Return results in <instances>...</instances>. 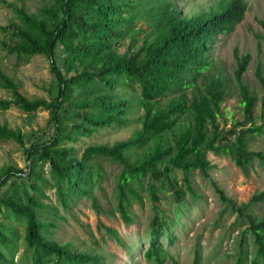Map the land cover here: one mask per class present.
I'll use <instances>...</instances> for the list:
<instances>
[{
    "label": "trees",
    "instance_id": "trees-1",
    "mask_svg": "<svg viewBox=\"0 0 264 264\" xmlns=\"http://www.w3.org/2000/svg\"><path fill=\"white\" fill-rule=\"evenodd\" d=\"M41 16L29 15L6 0L20 23L11 22L0 28L10 39L3 40V48L18 59L45 55L51 60V70L58 84V95L52 101L30 100L24 96L13 79L0 70V87L9 90L10 99H0V111L17 107L26 113L45 109L55 134L49 141L35 142L25 155L29 161L49 163L50 178L43 177L42 168L30 162L26 172L9 168L0 178V213L9 225L0 221V264H16L20 235L15 225L25 226L22 264H102L100 257L74 253L45 238L49 228L57 226L43 221L47 206L42 202L40 182L55 190L57 199L68 208L80 197H91L100 181V169L92 161L107 158L118 163L121 173L116 188V210L126 225L133 224V203H143L141 192L148 193L154 215L150 221V243L145 258L154 264H179L169 257L162 243L171 236L175 220L167 215L160 204L170 196L177 205L184 202L187 192L195 194L191 177L198 173L208 176L212 168L208 154L228 157L246 171L255 161L264 167V151H249L247 135L264 132V124L252 125L242 131L234 142L221 135L220 108L223 97L221 81L212 82L204 90L196 81L209 70V55L220 35L231 33L244 20L247 5L242 0H221L220 12L196 19H180L168 0H52ZM148 3H153L150 9ZM149 18L154 32L152 42L144 41L134 52L115 50L130 38L136 44V28L141 18ZM264 29V21H261ZM264 44V34L260 37ZM235 78L239 84L245 117L253 123L257 99L243 84L252 57H239ZM257 79L264 92V75L258 70ZM139 90V106L143 114L137 134L124 142L107 146H90L81 158L63 142H73L78 136L92 135L100 129L129 125L130 101L114 91ZM169 98L167 102H163ZM71 108L74 123H65ZM262 115L264 116V107ZM186 117L188 123L181 125ZM174 134L173 144L166 140ZM0 140L15 141L25 146L23 135L7 125L0 126ZM147 148L148 152L133 162L125 154ZM183 174L180 180L174 174ZM15 178L11 181V178ZM7 187L6 191L3 189ZM5 192V193H3ZM264 202V192L251 198L241 207L231 205L237 214L246 216L243 235L253 238L251 253L242 249L236 264H264V219H259L253 208ZM231 203V202H230ZM13 222L15 224H13ZM110 232V231H109ZM199 260V258H198Z\"/></svg>",
    "mask_w": 264,
    "mask_h": 264
},
{
    "label": "rangeland",
    "instance_id": "rangeland-1",
    "mask_svg": "<svg viewBox=\"0 0 264 264\" xmlns=\"http://www.w3.org/2000/svg\"><path fill=\"white\" fill-rule=\"evenodd\" d=\"M29 15H39L45 7L53 4L52 0H6ZM149 1V0H147ZM247 5L244 20L231 33L220 35L209 55L212 66L196 81L197 87L204 90L212 82L221 81L223 97L220 108L221 135L228 142H234L242 131L248 130L253 124L256 127L264 124L262 115L264 107V92L257 79V71L264 75V44L260 37L264 34L261 21H264V0H242ZM171 9L180 19H196L205 15L220 12L221 0H168ZM153 3H148L150 9ZM149 18H141L136 28V44L128 38L115 50L125 53L138 51L144 41L152 42V31ZM11 22L20 23L13 8L0 2V28ZM10 37L0 29V70L14 80L19 91L30 100H45L50 102L58 95V82L51 70V60L45 55L31 59H18L15 54H9L1 44ZM239 57L250 54L252 60L248 71L243 76V84L250 94L257 99L253 123L245 117L239 84L235 78ZM114 93L130 101L129 111L131 122L128 126H118L100 129L92 135L78 136L75 141H65L63 146L72 149V154L81 158L90 146L112 147L135 136L140 130L138 122L143 114L139 106V90H115ZM9 90L0 87V99H10ZM165 98L163 102H167ZM80 109L71 108L67 113L65 123H74L75 114ZM181 125L187 124L188 119L182 117ZM7 125L10 129L18 130L23 135L25 146L15 141L0 140V178L5 177L9 168L27 171L33 161L37 169L43 170V177L50 178L49 163L35 160L30 161L25 155L35 142L49 141L55 134V127L50 122V113L41 109L34 113H26L17 107L0 111V126ZM175 132L166 136L168 143L173 144ZM246 147L249 151H264V132L247 135ZM148 152L147 148L136 149L125 155L133 162L140 160ZM212 168L207 177L198 173L191 177L196 195L186 194L184 202L177 205L167 196L160 208L175 220L171 227V236L164 237L165 249L169 257L179 264H236L242 249L246 216H240L235 224L237 214L231 205L241 207L248 204L252 197L264 192V167L255 161L249 170H242L228 157H218L208 154ZM96 169H100V181L94 186L91 197H80L71 202L68 208L57 199L55 190L45 182H40L42 202L48 207L49 214L42 215L43 221H50L56 228H49L44 233L45 238L62 247H68L74 253H87L100 257L102 264H154L145 258L150 243V221L154 215L153 205L148 193L142 191L143 203L134 202L131 208L133 224L126 225L116 210V188L122 167L107 158L99 157L92 161ZM180 180L183 174H174ZM14 177L11 181H14ZM7 187L3 189L6 191ZM5 193V192H3ZM231 202V203H230ZM259 219H264V202L253 208ZM0 221L4 224V215L0 213ZM13 224H15L13 222ZM19 235V252L15 258L16 264H22L20 257L24 253L25 226L15 225ZM110 231V232H109ZM244 253H251L253 238L246 236ZM199 258V260H198ZM171 264L170 260L168 262Z\"/></svg>",
    "mask_w": 264,
    "mask_h": 264
}]
</instances>
